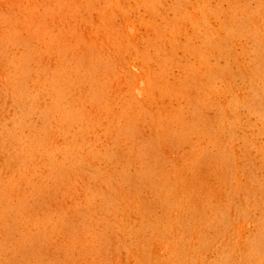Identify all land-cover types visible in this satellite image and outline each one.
I'll return each mask as SVG.
<instances>
[{
    "label": "rangeland",
    "instance_id": "rangeland-1",
    "mask_svg": "<svg viewBox=\"0 0 264 264\" xmlns=\"http://www.w3.org/2000/svg\"><path fill=\"white\" fill-rule=\"evenodd\" d=\"M0 264H264V0H0Z\"/></svg>",
    "mask_w": 264,
    "mask_h": 264
}]
</instances>
